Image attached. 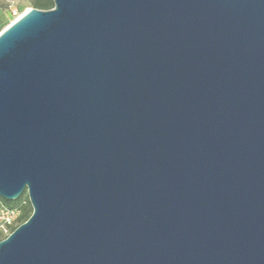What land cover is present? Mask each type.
<instances>
[{"label": "water", "instance_id": "obj_1", "mask_svg": "<svg viewBox=\"0 0 264 264\" xmlns=\"http://www.w3.org/2000/svg\"><path fill=\"white\" fill-rule=\"evenodd\" d=\"M0 264H264V0H53L0 30Z\"/></svg>", "mask_w": 264, "mask_h": 264}, {"label": "rangeland", "instance_id": "obj_2", "mask_svg": "<svg viewBox=\"0 0 264 264\" xmlns=\"http://www.w3.org/2000/svg\"><path fill=\"white\" fill-rule=\"evenodd\" d=\"M31 0H0V30L9 24L14 18L19 16L21 13L31 8ZM24 202L26 201V192L22 193ZM18 209V208H17ZM19 210V216L16 218L14 223L10 226L8 234L0 231V241L9 235L18 225L24 222L21 217V209Z\"/></svg>", "mask_w": 264, "mask_h": 264}, {"label": "trees", "instance_id": "obj_3", "mask_svg": "<svg viewBox=\"0 0 264 264\" xmlns=\"http://www.w3.org/2000/svg\"><path fill=\"white\" fill-rule=\"evenodd\" d=\"M31 6L38 9L47 10L53 7V0H31ZM6 206L8 208L21 209V217L24 221L31 215L32 208L29 200L26 198L24 202L23 195L21 194L16 200H6L0 197V207Z\"/></svg>", "mask_w": 264, "mask_h": 264}, {"label": "built area", "instance_id": "obj_4", "mask_svg": "<svg viewBox=\"0 0 264 264\" xmlns=\"http://www.w3.org/2000/svg\"><path fill=\"white\" fill-rule=\"evenodd\" d=\"M19 216V210L15 208H8L6 206L0 207V231L8 234L10 226L14 223Z\"/></svg>", "mask_w": 264, "mask_h": 264}]
</instances>
